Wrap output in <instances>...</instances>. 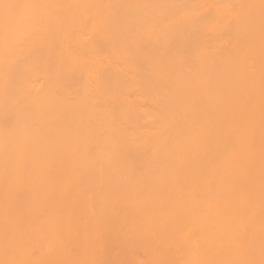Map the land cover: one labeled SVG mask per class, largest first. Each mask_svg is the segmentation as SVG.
Returning <instances> with one entry per match:
<instances>
[{"label": "bare ground", "instance_id": "obj_1", "mask_svg": "<svg viewBox=\"0 0 264 264\" xmlns=\"http://www.w3.org/2000/svg\"><path fill=\"white\" fill-rule=\"evenodd\" d=\"M0 264H264V0H0Z\"/></svg>", "mask_w": 264, "mask_h": 264}, {"label": "snow or ice", "instance_id": "obj_2", "mask_svg": "<svg viewBox=\"0 0 264 264\" xmlns=\"http://www.w3.org/2000/svg\"><path fill=\"white\" fill-rule=\"evenodd\" d=\"M5 7H11V5H6Z\"/></svg>", "mask_w": 264, "mask_h": 264}]
</instances>
